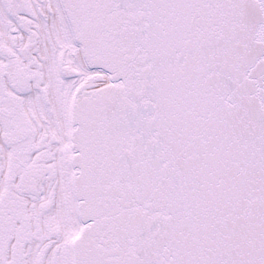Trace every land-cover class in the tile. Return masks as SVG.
Returning <instances> with one entry per match:
<instances>
[{
  "label": "water",
  "instance_id": "water-1",
  "mask_svg": "<svg viewBox=\"0 0 264 264\" xmlns=\"http://www.w3.org/2000/svg\"><path fill=\"white\" fill-rule=\"evenodd\" d=\"M66 2L123 78L76 132L79 264H264V0Z\"/></svg>",
  "mask_w": 264,
  "mask_h": 264
},
{
  "label": "flooded vegetation",
  "instance_id": "flooded-vegetation-1",
  "mask_svg": "<svg viewBox=\"0 0 264 264\" xmlns=\"http://www.w3.org/2000/svg\"><path fill=\"white\" fill-rule=\"evenodd\" d=\"M60 12L59 21L49 0H0V264L70 261L68 227L54 215L58 202L62 210H74L66 96L92 88L96 69L83 66ZM36 166L44 171L39 192L21 184L24 171L36 176Z\"/></svg>",
  "mask_w": 264,
  "mask_h": 264
},
{
  "label": "rangeland",
  "instance_id": "rangeland-1",
  "mask_svg": "<svg viewBox=\"0 0 264 264\" xmlns=\"http://www.w3.org/2000/svg\"><path fill=\"white\" fill-rule=\"evenodd\" d=\"M49 2H51L54 5L55 15L59 18V21L62 20L61 12L57 6L58 4H56L57 1L56 0H49ZM47 26H49L52 30L56 28L55 26L51 27L50 24H47ZM62 33L63 32L60 29V33H56V34H59L60 37H62V35H61ZM117 79H119V77L114 76L112 81L115 82L114 80H117ZM67 100H68V95L66 96V102H67ZM53 109H54V111H53L54 114L61 112V110H59L57 112L55 108H53ZM65 112H66V108H65ZM63 136H64V132H63ZM70 170H71V168L67 169V176L68 177H70ZM58 198H60V196H58ZM54 215H56L57 220L62 222V228L64 230H66V228L68 227V231L65 234V238L67 239V237H68L70 239V237H72L76 233V227H77V218H75V216H74L73 209L71 208L69 212H66V211L62 210V208L60 207V204L58 202L57 207H56L55 212H54ZM69 264H71V261H69Z\"/></svg>",
  "mask_w": 264,
  "mask_h": 264
},
{
  "label": "bare ground",
  "instance_id": "bare-ground-1",
  "mask_svg": "<svg viewBox=\"0 0 264 264\" xmlns=\"http://www.w3.org/2000/svg\"><path fill=\"white\" fill-rule=\"evenodd\" d=\"M101 78L96 80V85H107L110 84V73L107 70L102 71Z\"/></svg>",
  "mask_w": 264,
  "mask_h": 264
}]
</instances>
